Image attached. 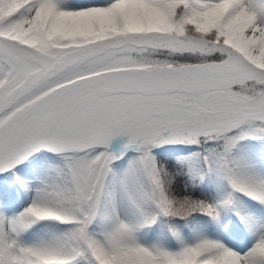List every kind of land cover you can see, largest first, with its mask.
I'll return each mask as SVG.
<instances>
[{"label":"snow or ice","instance_id":"1","mask_svg":"<svg viewBox=\"0 0 264 264\" xmlns=\"http://www.w3.org/2000/svg\"><path fill=\"white\" fill-rule=\"evenodd\" d=\"M0 264H264V0H0Z\"/></svg>","mask_w":264,"mask_h":264}]
</instances>
